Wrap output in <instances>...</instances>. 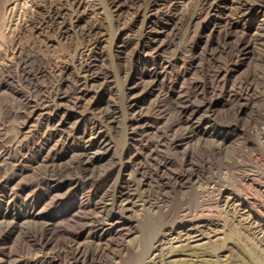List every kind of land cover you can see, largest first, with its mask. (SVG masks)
I'll return each instance as SVG.
<instances>
[{"label":"rangeland","instance_id":"rangeland-1","mask_svg":"<svg viewBox=\"0 0 264 264\" xmlns=\"http://www.w3.org/2000/svg\"><path fill=\"white\" fill-rule=\"evenodd\" d=\"M230 2L0 0V258L8 256L0 264H51L30 252L31 235L46 224L86 234L85 219L104 210L89 204L100 183L84 176L88 164L107 162H90L104 150L101 136L112 141L108 153L119 162L134 135L140 146L159 136L185 145L193 129L196 138L226 140L228 155L213 150L201 182L189 189V215L152 224L153 232L186 219L213 220L225 234L212 254L178 251L170 264H264V235L243 229L219 198L226 188L239 193L264 222V22L259 16L239 20L235 10L226 11ZM151 31L164 41L159 53L148 44ZM68 66L75 74L86 69L96 82L86 101L71 99L63 110L55 75ZM205 115L211 122L200 125ZM93 132L97 139L85 141ZM160 153L172 159V172L185 171L173 149ZM206 184L217 190L200 193ZM135 187L137 205L125 214L121 234L103 241L106 249L93 264L138 263L132 247L151 215L144 187ZM158 200L152 197L153 204ZM81 204L87 206L73 220L71 210Z\"/></svg>","mask_w":264,"mask_h":264},{"label":"bare ground","instance_id":"bare-ground-1","mask_svg":"<svg viewBox=\"0 0 264 264\" xmlns=\"http://www.w3.org/2000/svg\"><path fill=\"white\" fill-rule=\"evenodd\" d=\"M220 1L228 4V0ZM229 5L226 11L230 12L231 10H235L234 14L239 20L259 16L264 22L263 0L259 3L253 1L252 4L243 0H231ZM232 25L234 26L233 23ZM240 27L243 31H247L249 28L245 24ZM158 32L151 31L148 42L153 47V51L157 53L164 48V41H162L160 38L161 35ZM254 34L256 35V33ZM261 36L263 37L264 33ZM84 70L75 74L68 66L59 69L55 75L58 82V95L56 94V97H58L61 109L65 110L63 107L64 103H68L69 100L71 102V99H74L75 103L86 101V97L91 92L90 87L92 83L96 82V77L93 76V73H89L86 69ZM73 79L76 82L71 90L69 85ZM9 80L6 79V83ZM89 104L90 106H96L97 103L94 99ZM190 115L195 116L196 114ZM210 119V115H205L199 120V124H208L211 122ZM108 120L109 123L114 122L113 117ZM64 126V123L59 124V128ZM144 128V131L148 129L146 127ZM136 137L134 135L130 139V145L124 150L122 156H120V163L119 160V162L114 161L115 158L112 153H108V147H111L112 141L105 135L101 136V148L104 150L102 152L99 150L100 152L93 155L90 158V162H96V159L100 162L107 160V162L102 163L99 167H90L88 164L84 169V176L87 179L86 181L91 182L94 179L102 186V188L100 186L94 191L92 195L94 201L89 204L94 209L101 204L104 210L92 218L85 219L82 230H86V234L82 231H61L59 227L50 226L49 224L35 228L36 230L31 235L33 239L32 246L30 245L32 247L30 248V252L33 258L48 261L51 264H93L95 262L94 256L101 255L106 249L102 245L103 241L108 236L117 237L121 234V229H123L125 224V214L131 212L137 205L138 200L136 199L134 189L136 185L138 188L139 186L144 187L142 192L146 198V202L150 205L148 208L149 214L151 215L149 229L146 228L137 245L132 247L133 251H136V256L139 259L137 260V264L175 263L177 260L172 259V256L176 255L175 253L178 251H192L189 255L199 253L205 255L212 254L211 250L214 249V244L224 239L225 231L221 228V223L219 222L213 220L186 219V221L183 220L184 222H179L177 225L174 224L168 229L169 231H165L163 234L161 231L158 233L154 231V233L152 228L163 227L164 224H167L179 212L182 217L189 215L190 206L188 204L192 197L189 194V189L192 187L195 188L201 182V168L209 164L213 156L217 153L213 151L215 148L220 149L218 151L219 154L223 153L228 155V152L225 150L228 142L226 140L217 142L215 139L203 140L202 138H196L194 129L185 142V145L180 141H167L162 136H159L156 141L152 142L147 140L146 143L140 146ZM95 139H97V136L93 132L85 138V141L91 142ZM165 147L173 149L180 155L182 158L181 162L186 167L184 172L175 173L171 171L172 159L160 153ZM115 177L117 184H114L116 187H113ZM134 177L137 178L136 184L133 180ZM215 186L206 184L203 187L202 185L199 186L197 189L200 193L210 194L214 190H217ZM219 191L221 205L228 211L234 212L242 228L256 234L258 233V236H263L264 222L260 219L255 220V215L246 204L244 198L239 193L230 192L231 190L227 188ZM111 192L114 196L108 200L107 197L109 195L111 196ZM175 194L182 195L180 203L185 206L184 208L181 207L179 209L176 207ZM155 195H158L159 200L156 204H153L152 197ZM86 206L81 204L78 206V209L71 210L70 215L73 220L76 218L79 208ZM110 210L112 212H109ZM152 224L154 227H151ZM5 234L12 235L13 233L7 231ZM127 244L126 246H128ZM4 255L5 257L2 256L0 259L6 261V257L8 256L6 253Z\"/></svg>","mask_w":264,"mask_h":264}]
</instances>
